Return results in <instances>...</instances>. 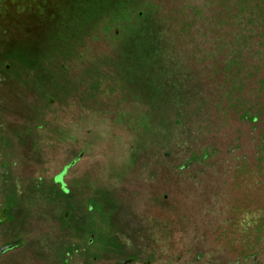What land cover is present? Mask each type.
Instances as JSON below:
<instances>
[{
  "label": "rangeland",
  "instance_id": "1",
  "mask_svg": "<svg viewBox=\"0 0 264 264\" xmlns=\"http://www.w3.org/2000/svg\"><path fill=\"white\" fill-rule=\"evenodd\" d=\"M214 2L110 0L78 40L79 0H5L0 264H264V47L230 80Z\"/></svg>",
  "mask_w": 264,
  "mask_h": 264
},
{
  "label": "trees",
  "instance_id": "2",
  "mask_svg": "<svg viewBox=\"0 0 264 264\" xmlns=\"http://www.w3.org/2000/svg\"><path fill=\"white\" fill-rule=\"evenodd\" d=\"M14 1L15 7H20L19 9H24L25 7L28 8H39L40 6L46 5V0H12ZM81 6L84 7L83 9H74L71 18L66 21H63L62 24L59 26L60 32L64 33L66 36L70 37L71 39H82V37L86 34L88 28L92 26V20L90 19L91 16H95L96 19H99L102 13V7L107 5L110 0H90L89 3H82ZM215 1L214 4L218 1V4L221 8L220 12L217 14V24L222 23L226 25L225 32H229L231 35H225L226 38H229L230 41L228 46H231L229 58H226L224 61V65L228 68V71L232 74L229 75L230 80H234L238 78V71L231 72L230 63L232 60L236 61V64L240 65V58H241V51L243 47H250L253 41L256 40L258 48L264 47V0H213ZM212 2V0H209ZM5 0H0V15L3 14L6 10V6L4 5ZM185 9H195L194 4H184ZM100 9V10H99ZM192 9V10H193ZM16 10H18L16 8ZM216 10H211V12ZM175 12V11H173ZM198 12V8L196 9ZM211 13V17L214 16ZM183 25L190 28L189 24V17L184 14ZM93 27V26H92ZM255 39V40H254ZM252 46V45H251ZM259 50L255 49L254 52L258 53ZM110 60V59H108ZM225 60V59H224ZM239 61V62H238ZM116 62H118L116 60ZM108 64V63H106ZM235 65V63L233 62ZM118 68V67H117ZM163 70L158 71V74L161 75ZM108 74L107 70H102L101 65L94 66L93 68L87 69L84 72V78H81L78 82L82 83L83 87L79 91L78 99L79 102L86 100V99H94L98 95L103 94L105 92H111V89L105 85V77ZM161 78V77H160ZM259 82H263V80L259 79ZM109 90V91H108ZM47 93V92H46ZM253 118V117H252ZM209 152L207 149L204 150L203 155L208 154ZM63 171V170H62ZM62 171L53 177V182H57L60 180V175ZM60 191L65 192L63 187L60 188Z\"/></svg>",
  "mask_w": 264,
  "mask_h": 264
},
{
  "label": "water",
  "instance_id": "3",
  "mask_svg": "<svg viewBox=\"0 0 264 264\" xmlns=\"http://www.w3.org/2000/svg\"><path fill=\"white\" fill-rule=\"evenodd\" d=\"M3 211H0V221H2L4 218H2ZM4 247H0V251L3 250Z\"/></svg>",
  "mask_w": 264,
  "mask_h": 264
},
{
  "label": "flooded vegetation",
  "instance_id": "4",
  "mask_svg": "<svg viewBox=\"0 0 264 264\" xmlns=\"http://www.w3.org/2000/svg\"><path fill=\"white\" fill-rule=\"evenodd\" d=\"M0 211H3L4 212V208H1V210Z\"/></svg>",
  "mask_w": 264,
  "mask_h": 264
}]
</instances>
